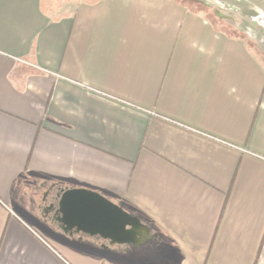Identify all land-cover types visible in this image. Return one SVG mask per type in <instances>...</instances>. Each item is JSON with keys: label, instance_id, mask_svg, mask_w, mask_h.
Here are the masks:
<instances>
[{"label": "crops", "instance_id": "crops-1", "mask_svg": "<svg viewBox=\"0 0 264 264\" xmlns=\"http://www.w3.org/2000/svg\"><path fill=\"white\" fill-rule=\"evenodd\" d=\"M185 4L0 0V264H264V64ZM74 189L147 238L68 229Z\"/></svg>", "mask_w": 264, "mask_h": 264}, {"label": "water", "instance_id": "water-1", "mask_svg": "<svg viewBox=\"0 0 264 264\" xmlns=\"http://www.w3.org/2000/svg\"><path fill=\"white\" fill-rule=\"evenodd\" d=\"M59 208L68 229L99 235L114 244H137L148 236V229L118 204L86 189L62 192Z\"/></svg>", "mask_w": 264, "mask_h": 264}, {"label": "rangeland", "instance_id": "rangeland-1", "mask_svg": "<svg viewBox=\"0 0 264 264\" xmlns=\"http://www.w3.org/2000/svg\"><path fill=\"white\" fill-rule=\"evenodd\" d=\"M187 9L208 15L210 22L244 37L264 64V0H179Z\"/></svg>", "mask_w": 264, "mask_h": 264}]
</instances>
